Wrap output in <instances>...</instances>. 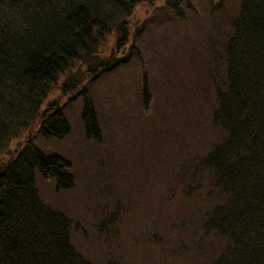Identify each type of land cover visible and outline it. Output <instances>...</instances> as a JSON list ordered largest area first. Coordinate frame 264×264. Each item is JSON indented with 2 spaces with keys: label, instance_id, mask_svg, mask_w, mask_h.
Wrapping results in <instances>:
<instances>
[{
  "label": "trees",
  "instance_id": "16d2710c",
  "mask_svg": "<svg viewBox=\"0 0 264 264\" xmlns=\"http://www.w3.org/2000/svg\"><path fill=\"white\" fill-rule=\"evenodd\" d=\"M140 1L0 0V158L8 157L0 161V264H146L93 257L74 239L61 197L43 188H76L69 155L33 144V134L10 151L37 123L44 137L70 134L63 109L42 110L44 102ZM161 10L158 35L145 38L147 23L134 31L141 88L119 96L134 95L130 104L104 105L106 118L93 99L83 104L85 137L119 136L125 151L119 166L90 172L101 200H128L102 209L98 229L114 236L103 222L140 201L155 218L141 211L138 219L166 225L147 224L156 232L148 241L160 246L154 264H264V0H167Z\"/></svg>",
  "mask_w": 264,
  "mask_h": 264
},
{
  "label": "rangeland",
  "instance_id": "374dc122",
  "mask_svg": "<svg viewBox=\"0 0 264 264\" xmlns=\"http://www.w3.org/2000/svg\"><path fill=\"white\" fill-rule=\"evenodd\" d=\"M166 1L138 2L133 13L126 16V20L116 26L113 33L106 36L94 53H85L82 58L74 61L72 67L66 69L59 76L49 99L44 102L42 110H55L56 106L63 109L70 130V134L66 138L44 137L38 133L39 123H37L33 128L27 129L22 136H18L10 148L11 154L14 155L24 148L25 144L29 142L27 139L29 140L30 135L33 134V139H31L33 144L36 143L48 152L64 153L65 156L69 155L74 160L78 178L74 190L57 195L54 191V182H47L43 188L46 193H49L51 200L61 197L66 213L76 224V229L73 232L74 239H78L79 242L84 240L88 247V254L93 257L104 258L107 253L112 252L125 261L137 263L144 261L146 264H154L161 253L160 246L147 239L150 235L156 234L152 227L147 226L148 223L156 224L150 219L155 218V213L146 203L140 201H133L131 214L116 215L110 223L103 222L104 227L114 233V236L102 237L98 229V220L102 219V216L98 213L102 209H113L115 203L123 206L128 200L126 198L119 201L101 200L93 189L90 172L92 169L95 171L108 169L112 163L119 166L122 163L121 153L125 151L123 148L117 147L120 141L119 136L106 135L105 141L86 138L84 135L86 129H83L81 125L80 115L87 97L93 99V105L99 106L105 118L104 105L106 108L120 106V109L124 110V106L130 104L134 95H130L129 99L119 96H123L125 89L127 92H135L141 88V60L137 59L135 55L139 39L134 31L138 25L147 23L149 31L145 34V38L149 39L153 34L158 35L160 32L157 25L161 24L162 18L165 16L163 15L164 10L161 9L165 6ZM126 22L130 25V29H127V32L130 31L128 34L123 31ZM127 38L132 40L128 41ZM121 58H132V61L128 65L125 64L123 67L120 65L116 68L117 62ZM103 66L108 69L101 74L97 69ZM134 66L138 68L137 71ZM138 73L139 75H137ZM114 115H116L115 112ZM106 122L105 119L104 124ZM106 128L108 131L115 129V133H120L119 128L110 125ZM36 133L37 135H34ZM117 140L118 143H116ZM115 143L114 147H110ZM116 153L119 155L116 156ZM7 158V154L3 155L0 161L4 162ZM112 171L113 169L108 170L107 174H111ZM141 211H146L150 218L140 217L138 219ZM105 212L108 213V210ZM157 224L166 226L164 222ZM163 232L161 231V233Z\"/></svg>",
  "mask_w": 264,
  "mask_h": 264
}]
</instances>
